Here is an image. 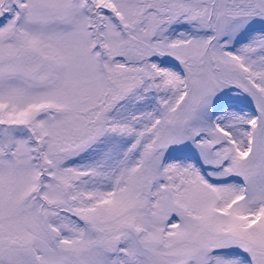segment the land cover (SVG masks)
Wrapping results in <instances>:
<instances>
[{
    "label": "snow or ice",
    "instance_id": "obj_1",
    "mask_svg": "<svg viewBox=\"0 0 264 264\" xmlns=\"http://www.w3.org/2000/svg\"><path fill=\"white\" fill-rule=\"evenodd\" d=\"M0 264H264V0H0Z\"/></svg>",
    "mask_w": 264,
    "mask_h": 264
}]
</instances>
